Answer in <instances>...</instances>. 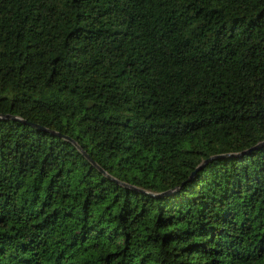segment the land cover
Here are the masks:
<instances>
[{
    "label": "trees",
    "instance_id": "16d2710c",
    "mask_svg": "<svg viewBox=\"0 0 264 264\" xmlns=\"http://www.w3.org/2000/svg\"><path fill=\"white\" fill-rule=\"evenodd\" d=\"M0 264H264V0H0Z\"/></svg>",
    "mask_w": 264,
    "mask_h": 264
},
{
    "label": "water",
    "instance_id": "95a60500",
    "mask_svg": "<svg viewBox=\"0 0 264 264\" xmlns=\"http://www.w3.org/2000/svg\"><path fill=\"white\" fill-rule=\"evenodd\" d=\"M261 145H262V144H261ZM261 145H260V146H261ZM201 168H202V166H200V167L198 168V170L201 169ZM193 176H195V173L193 174ZM193 176H192V177H193Z\"/></svg>",
    "mask_w": 264,
    "mask_h": 264
}]
</instances>
